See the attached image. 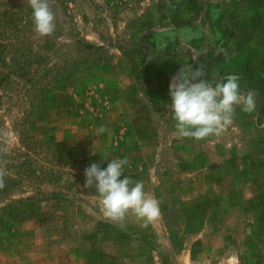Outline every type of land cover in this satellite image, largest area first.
Segmentation results:
<instances>
[{
    "label": "rangeland",
    "instance_id": "rangeland-1",
    "mask_svg": "<svg viewBox=\"0 0 264 264\" xmlns=\"http://www.w3.org/2000/svg\"><path fill=\"white\" fill-rule=\"evenodd\" d=\"M49 3L56 30L40 37L26 0H0V264H192L217 250L264 264V0ZM199 66L212 83L238 75L255 108L237 106L219 136L179 139L169 83ZM125 158L159 201L147 228L109 222L83 187L90 164Z\"/></svg>",
    "mask_w": 264,
    "mask_h": 264
},
{
    "label": "clouds",
    "instance_id": "clouds-1",
    "mask_svg": "<svg viewBox=\"0 0 264 264\" xmlns=\"http://www.w3.org/2000/svg\"><path fill=\"white\" fill-rule=\"evenodd\" d=\"M32 10L34 31L40 37L54 34L56 16L49 0H26ZM203 66L195 70L182 68L171 79L168 92L171 104L168 106L175 123L177 138H192L197 141L210 136L221 135L233 123L237 106L251 112L255 108L253 95H242L239 76L229 74L215 83L203 79ZM107 129L100 126L97 134ZM127 159H111L101 169L92 163L84 169V188H94L103 208V215L117 226H122L126 217L132 214L147 228L161 215L159 201L144 191L142 182L133 183L123 175ZM5 172L0 170V189L5 186ZM123 177V178H121Z\"/></svg>",
    "mask_w": 264,
    "mask_h": 264
},
{
    "label": "crops",
    "instance_id": "crops-1",
    "mask_svg": "<svg viewBox=\"0 0 264 264\" xmlns=\"http://www.w3.org/2000/svg\"><path fill=\"white\" fill-rule=\"evenodd\" d=\"M219 251H211L210 253H199V258L200 260H198L197 262L195 261L196 258H195V262H192V264H236L234 263L233 259L232 258H227V256H225V259L223 262L219 261L218 257H217V253ZM228 253H231V251H228ZM227 253V254H228Z\"/></svg>",
    "mask_w": 264,
    "mask_h": 264
}]
</instances>
